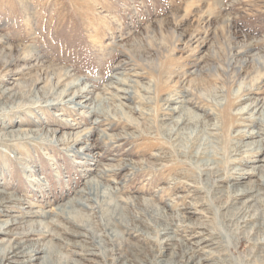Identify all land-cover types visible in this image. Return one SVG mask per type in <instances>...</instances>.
<instances>
[{
  "label": "rangeland",
  "instance_id": "obj_1",
  "mask_svg": "<svg viewBox=\"0 0 264 264\" xmlns=\"http://www.w3.org/2000/svg\"><path fill=\"white\" fill-rule=\"evenodd\" d=\"M8 45L31 50L42 68L73 74L80 87L91 90L88 104L98 110L113 112L121 105L135 120L116 112L111 125L91 106L71 102L57 107L24 102L1 112L0 134L43 129L49 136L48 130L56 129L58 139L70 133L81 142L21 139L0 145V199L19 197L0 210V220L42 221L58 238L27 239L54 244L62 260L110 264L108 253L106 260L94 256L93 263L64 242L82 237L64 232L80 229L59 208L73 204L93 178L120 206L128 207L129 197L145 199L175 221L169 230L182 241L176 247L145 238L148 232L156 234L143 220L130 218L142 234L116 223L121 236L140 250L130 253L145 259L160 249L165 253L161 258L169 259L172 251L186 250L194 263L255 264L250 255L264 230L255 229L249 237L245 231L264 222V204L255 201L263 218L247 221V228L235 225L240 217L227 215L246 199L230 196L229 189L249 183L257 189L264 177V0H0V46ZM256 55L263 61L259 72L253 66ZM33 58L0 65L1 103L21 98L20 85L35 75V68H26ZM118 78L126 84L117 83ZM12 86L18 94L4 96L3 90ZM50 87L42 79L30 95ZM116 88L132 98L121 102ZM186 111L198 114L206 127L199 126L182 142L167 139L166 126ZM187 127L194 129L190 123ZM120 135L125 138L117 139ZM180 143L190 149L181 152ZM259 197L264 199V192ZM73 205L83 213L91 210ZM177 215L183 223L175 220ZM2 239L17 240L13 233L1 234Z\"/></svg>",
  "mask_w": 264,
  "mask_h": 264
},
{
  "label": "bare ground",
  "instance_id": "obj_2",
  "mask_svg": "<svg viewBox=\"0 0 264 264\" xmlns=\"http://www.w3.org/2000/svg\"><path fill=\"white\" fill-rule=\"evenodd\" d=\"M17 50L18 51H16V47L12 45H8L5 48L0 46V65L7 68L10 64L14 63L16 59L28 61L32 60V58L34 57V54L30 53L31 50L26 52L22 48V46L18 47ZM37 58L38 57H34V62L31 65L26 66V68L28 69L29 67L35 68L36 71L32 80H30L26 84L20 85V90L22 92L21 98L18 101L13 100V102L10 103L11 105L8 104L9 102H0V113L12 108L19 107L21 103L24 102L27 104H32L35 107H57L71 102L77 103L80 106H91L92 112L96 111L100 113L104 119L110 121L111 125L114 124V122L110 120V117H115L113 114L117 113H120L122 115V119L124 118L131 123L134 122L135 119H133V117H131V115H129L121 105L115 106L116 109L113 108L114 111L111 112L112 110L109 109H106V111L105 109L98 110L95 105L92 106V104H88L89 99H91V97H88V94L91 92V90L87 86L80 87L81 81L77 80L73 74L66 71L62 72L59 68H42L43 62L38 60ZM253 58H256L257 60L253 63V66L259 72L263 62L261 60V56L256 55ZM246 62L247 61L244 60L242 61V64L245 63L246 65ZM259 76H256L255 80ZM42 79H46L49 82V85L51 86L50 89L41 93L37 92L33 95H30V92L33 90L34 84ZM62 83H65V85L63 86V88L57 91L55 87L61 85ZM117 83L126 84V81L124 79L118 78ZM243 88H245V86L239 87L236 92L239 93ZM116 89L117 91L122 92V94L118 96L121 102L123 100L132 98V95L129 93V91L119 88ZM2 93L4 94V96L10 95L11 97H13L18 94V91L15 87L12 86V88L3 90ZM172 108L176 110L175 107ZM226 113L229 116L228 112ZM188 123L194 125L193 130L190 131V129L187 127ZM201 125L206 127V123L201 120L198 114L189 111L183 112L171 124H168L166 126V130L168 131V133L166 134L167 139L171 140L180 137L182 142L184 139L190 138L197 130H199V126ZM48 131H50L49 136L44 132L43 129L11 130L8 133L0 134V145H11L14 144V141L21 139L26 143H28L32 139H43L51 141L55 140L56 142L67 141L73 142V145L81 142L79 135L64 133L62 135V138L58 139V137L55 136L56 129H51ZM106 135L113 138L114 134ZM120 136L121 137L118 136L117 139L124 137L122 135ZM178 149L181 150V152H185L188 151L190 147L188 145H182V143H180ZM195 155L198 156L199 153L196 152ZM126 165L127 164L125 163V166ZM112 169L107 168V170ZM259 185H261V187L257 189L256 186L253 185V183L241 185L239 187L233 188L232 190L229 189V191L232 192L230 193V196L234 198H246L240 203V205H234L233 209L227 215V218H230L231 220H236V217H240V219L235 221V225H238V227L240 226L247 228L249 226L247 221H250L251 219L262 220L263 217L261 218L258 214L255 201H257V203L264 204V199L259 197L260 192H264V177L259 181ZM84 186L85 187L80 190V192L82 193L81 196H79L78 198H74L75 202L73 204H77L81 208H89L91 209L90 212L83 213L79 211L74 207L73 204H71V202L62 205L61 209L59 208V210L63 211V213L65 212V215L67 214L66 217H69L73 221V223H75V225H77V227H79L80 229L71 230L65 229L63 227L65 229L64 232L69 233L73 236L82 237V239L80 240L82 241V243L80 241H63L67 244L79 248L77 253L81 255L83 259L92 261L94 263L96 262L93 258L94 256L102 255L106 260L107 257L105 255L108 253V256L110 255L111 260L110 264H202L200 260L194 263L195 260L193 261V255L187 257V254L189 252H187L186 250L185 252L183 251L180 254H178L176 251H172L169 254V259L161 258L165 253L160 249L158 251H154L152 257L144 255L145 259L137 256L135 252L131 251L132 253H130L129 249H132L133 251L139 249L134 246L135 244L127 241L126 239H124V237L121 236L120 232L115 227L116 223L123 225L125 228L130 229L135 233L137 232V234H142V232L138 229L139 226L130 220H143L149 225L155 227V231L151 232L156 234V237H153L148 232V234H144L145 238L157 240L160 244L165 242V244L167 245L169 244L171 246L173 245V247H176L177 245H180L182 241H177L178 239L174 238L171 235V231L169 230L171 229L170 223H174L175 221H173L172 219L171 221H168L167 214L163 209L154 206L151 202L145 199L143 200L137 197H129V206L131 207L120 206L117 202L114 201V199L110 196L109 192L106 190V188H104V185L100 183L99 180L91 178ZM257 190L260 192L258 193ZM1 193L2 192L0 191V196H2ZM17 199H19V197L15 195L2 197L0 199V210H4L6 206L10 205L12 201L15 202ZM94 209H96V211H94ZM145 215H147V217ZM175 218V220L181 221V223H183L182 221H184L182 216L180 215L175 216ZM24 222H27V220H20L18 218H8L0 220V235L13 233L15 234V237L17 239L15 241L7 239H2L0 241V264H6L9 262L22 264H63L64 262L69 264H83L79 259L70 258L65 259L66 261L62 260L61 256L59 255V251H56V246L54 244L43 243L40 241H36L35 239H27L30 236L34 235L52 234L54 238H58V235L56 236L54 232L52 233L49 226L42 221H31L29 222V224H24ZM94 222H97L95 223L97 226H95ZM52 223L55 224L56 222L54 221ZM14 225H16L14 229L17 228V230L15 231H13L14 229L12 230L10 228ZM198 226L200 228L206 229V226L204 224H199ZM97 228H100L103 231H97ZM260 228H263L264 230V222L262 221L253 225L250 228L251 230L249 231V233L245 231V236L249 237L251 236L249 234H255V232H257V230ZM10 229L11 231H8ZM210 232L212 233L213 231ZM201 233V231H198V234ZM107 243L112 244V246L110 245L111 247H109ZM254 244L253 254L250 253L252 261L251 263L264 264V236L257 235ZM163 246L164 245H161L160 248H163ZM117 250L120 251L117 252ZM216 264L220 263L218 262Z\"/></svg>",
  "mask_w": 264,
  "mask_h": 264
}]
</instances>
